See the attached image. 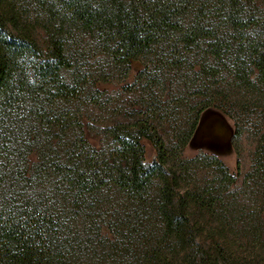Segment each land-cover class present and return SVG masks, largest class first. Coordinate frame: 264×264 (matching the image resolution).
<instances>
[{
    "label": "trees",
    "instance_id": "trees-1",
    "mask_svg": "<svg viewBox=\"0 0 264 264\" xmlns=\"http://www.w3.org/2000/svg\"><path fill=\"white\" fill-rule=\"evenodd\" d=\"M142 57L143 114L92 144L80 103L105 107L97 84ZM241 92V110L223 107L238 135L243 109L264 106V0H0V264H67L59 237L76 218L117 237L153 220L185 240L238 191H261L263 148L241 188L217 156H182L202 112Z\"/></svg>",
    "mask_w": 264,
    "mask_h": 264
},
{
    "label": "rangeland",
    "instance_id": "rangeland-1",
    "mask_svg": "<svg viewBox=\"0 0 264 264\" xmlns=\"http://www.w3.org/2000/svg\"><path fill=\"white\" fill-rule=\"evenodd\" d=\"M35 33L40 41L46 36L41 28ZM144 61V57L133 61L128 75L122 76L119 71L112 70L113 76L107 82L97 84L101 91H106L101 96L106 102L105 107L80 103L87 138L92 144H106L108 126L133 121L143 114L144 101H150L148 89L141 84L143 81L134 83ZM108 69L111 71L112 68ZM242 95L243 92L233 93L232 99L228 95V102L218 100L206 108L195 134L182 152L183 158L203 153L217 156L237 174V188L242 187L244 176L252 170L258 149L264 150L263 104L258 108L250 105L243 109L240 135L236 134L232 115L223 108L226 106L230 113H237L241 103L252 96ZM163 96L167 98L165 93ZM162 124L165 138H172L175 135L172 124L166 120ZM143 144L146 161L152 163L157 149L147 139ZM35 159L32 154L31 160ZM237 161H240V167ZM250 189L252 191L248 193L238 191L239 205L227 211L228 216L221 209V213L215 215L204 212L205 217L199 218L196 225L192 223L194 227L185 232V236L188 235L185 240L178 239L175 234H166L162 227L150 226L156 225L153 220L151 224L145 223L147 228L144 227L143 232L131 234L128 229H122V235L117 237L107 229L98 232L89 220L73 219L70 223L73 231L59 237L61 241H67L72 253L75 252L67 264H264V188L261 191L256 187Z\"/></svg>",
    "mask_w": 264,
    "mask_h": 264
}]
</instances>
